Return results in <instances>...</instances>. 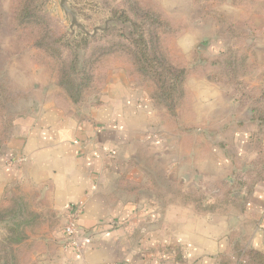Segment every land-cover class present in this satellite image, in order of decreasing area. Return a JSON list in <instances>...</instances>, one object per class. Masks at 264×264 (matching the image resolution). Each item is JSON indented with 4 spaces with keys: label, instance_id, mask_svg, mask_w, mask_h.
<instances>
[{
    "label": "crops",
    "instance_id": "obj_1",
    "mask_svg": "<svg viewBox=\"0 0 264 264\" xmlns=\"http://www.w3.org/2000/svg\"><path fill=\"white\" fill-rule=\"evenodd\" d=\"M256 18L245 21L264 23V4ZM204 75L196 74L191 92L196 130L203 133V117L230 130L236 121L248 126L239 136L249 140L256 126L247 110ZM156 109L146 92L113 72L91 98L51 102L16 119L0 151V205L22 200L28 210L18 205L16 223H0V242L12 250L10 263H21L31 244L37 249L29 264H237L240 252L264 258V176L248 192L242 174L247 184L232 191L224 211L218 197L203 202L187 194L188 188L201 192L196 179L201 182L205 171L210 169L209 182H219V167L236 165L220 158L212 144L204 159L208 143L201 131L187 144L190 122L168 130L177 136L172 141L161 132ZM208 132L212 138L218 129ZM245 138L237 142L242 170L254 162ZM75 207L79 251L64 248L66 215ZM24 214L30 218L20 219Z\"/></svg>",
    "mask_w": 264,
    "mask_h": 264
},
{
    "label": "rangeland",
    "instance_id": "obj_2",
    "mask_svg": "<svg viewBox=\"0 0 264 264\" xmlns=\"http://www.w3.org/2000/svg\"><path fill=\"white\" fill-rule=\"evenodd\" d=\"M24 2L0 0V151L14 133L17 118L37 113L51 102L64 104L66 100H74L73 91L64 86V75H69L73 85L83 84L76 94L82 99L95 96L113 72L122 73L130 84L153 98L160 114V129L169 132L173 128L174 132L177 126L185 128L186 123H192L186 127L190 131L187 144H194L201 131L196 130L191 110L194 103L191 92L199 72L225 86L234 95L231 99L235 104L247 110L249 122L256 126L250 135L258 132V122L251 118L261 116L259 123L264 121V23L245 21L248 16L256 18L264 0H69V8L76 12L88 32L110 21L106 30L93 38L75 28L70 32L69 18L59 8V0H32L28 8L33 17L28 21L21 20ZM132 30L135 33L131 36ZM139 36L145 39L149 56L156 54L165 67L187 72V80L179 88H169L168 81L164 85L173 101L167 100L164 92L162 95L154 76L142 70L135 60L138 47L128 39ZM211 59H216L211 61L212 65ZM70 66L76 70L72 72ZM190 78L193 80L188 85ZM171 104L173 113L168 110ZM204 118L201 133L208 144L207 148L203 145V158H207L212 144L218 146L220 158L230 157L236 168L220 166L219 182H209L210 169L204 170L207 178L204 175L201 182L196 179L201 192L194 194L188 188L187 194L203 202L218 197L219 207L224 211L229 207L226 192L242 190L227 182L242 180L244 174L249 189L257 175L250 164L264 159V155L260 156L259 147L252 146L250 140L239 136L247 132L248 126L233 121L231 127L235 129L230 130L222 127L225 123L220 122L217 127ZM211 126L218 129L212 138L208 132ZM169 134L174 141L177 136ZM244 138L251 145L249 157H254L246 170H242L241 153L237 151V142L240 144ZM18 205L28 210L22 200L8 205L2 202L0 223H16L19 216L14 212H18ZM28 218L27 214L20 216ZM36 249L32 244L24 247L25 256L16 264H29V255ZM9 252L12 250L8 243L0 242V264L8 261Z\"/></svg>",
    "mask_w": 264,
    "mask_h": 264
},
{
    "label": "trees",
    "instance_id": "obj_3",
    "mask_svg": "<svg viewBox=\"0 0 264 264\" xmlns=\"http://www.w3.org/2000/svg\"><path fill=\"white\" fill-rule=\"evenodd\" d=\"M31 2L32 0H25L23 6L21 7L20 9L21 20L28 21L31 17H33L31 10H29L28 8ZM127 21H130V20H127ZM131 23H132L133 29H137L136 25L133 22ZM138 30L140 31V28ZM134 33H135V30H132L129 32L131 36ZM128 40L130 44H133L135 45V47H138L137 52L134 54L135 55L134 58L139 64L142 65L141 66L142 70H146L148 71V73L150 72L154 76L155 80L158 82L159 89L160 91H162V95L164 92L166 99L173 101L171 98V95H172L171 92H167L166 90L167 88L164 85L168 81L171 84L169 88L170 87L172 89L176 87L179 88V86H181L182 84L186 82L187 77H188L187 72L184 69L172 70L170 67L169 68L165 67L163 63L160 62L161 60L158 59L156 54H152L151 56H149L148 47L146 46V42L143 36H139L136 39L129 38ZM70 70L74 72L76 69L73 66H70ZM64 79H65L64 86H66L68 89L73 91V95H74L72 96L74 97L73 102L77 103L81 98H79L80 96L78 97L76 94L80 92L81 86L83 84L73 85L72 81H70L69 75H66V76L64 75ZM170 108H173L172 104L168 107V110L170 111V113H173L174 110ZM251 112H252V109H251ZM261 119H262L261 116L258 118H255V117L251 118V121H255L254 123L258 122L256 123L258 132L256 134H252L249 136L251 145L259 147L258 151L261 153L260 156L264 155V125H263L264 121H262V123H259ZM250 165L252 166L251 168L253 170L255 169L257 172V175H255V180L262 179V177L264 176V159L259 158L258 160H256L255 163H252ZM248 168L250 167L248 166ZM240 173L242 174V171H240ZM240 180H233L232 183L231 182H227V183H229L230 186H233V185L238 186L239 189L243 188L245 184L249 183V182L246 183ZM247 191L249 192L250 190L248 189ZM231 193H232V190L231 191L228 190L226 192L225 202L229 203L231 201V197H230ZM240 257H241V261H237V264H249L251 259L259 260V261L264 259L263 256L259 254H252V253H247V252H240L239 254L235 255V259L238 258L237 260H239ZM3 264H14V263H10L9 261L5 260ZM223 264H226L225 261H223Z\"/></svg>",
    "mask_w": 264,
    "mask_h": 264
},
{
    "label": "water",
    "instance_id": "obj_4",
    "mask_svg": "<svg viewBox=\"0 0 264 264\" xmlns=\"http://www.w3.org/2000/svg\"><path fill=\"white\" fill-rule=\"evenodd\" d=\"M69 0H59L58 6L62 10L65 17L69 18V30L72 33L74 28L82 32L86 37L93 38L98 32L106 30L110 21H106L103 27H95L92 32H88L86 28L78 21V15L76 12L69 8Z\"/></svg>",
    "mask_w": 264,
    "mask_h": 264
},
{
    "label": "built area",
    "instance_id": "obj_5",
    "mask_svg": "<svg viewBox=\"0 0 264 264\" xmlns=\"http://www.w3.org/2000/svg\"><path fill=\"white\" fill-rule=\"evenodd\" d=\"M10 166L11 162L8 163ZM80 214V208L75 207L70 209L66 215V224L63 229V234L65 237V245L64 248H74L75 250H81V246L76 242V233H77V222Z\"/></svg>",
    "mask_w": 264,
    "mask_h": 264
}]
</instances>
